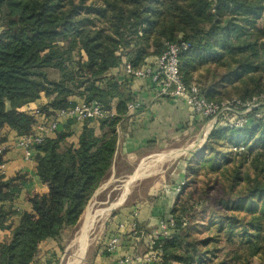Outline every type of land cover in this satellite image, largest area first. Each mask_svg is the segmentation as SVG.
I'll use <instances>...</instances> for the list:
<instances>
[{
    "label": "trees",
    "instance_id": "obj_1",
    "mask_svg": "<svg viewBox=\"0 0 264 264\" xmlns=\"http://www.w3.org/2000/svg\"><path fill=\"white\" fill-rule=\"evenodd\" d=\"M180 41L190 45L179 56L182 82L209 102L233 101L232 110L186 159L173 225L145 264H264V104L243 127L228 125L264 94V0H0V147L76 104L107 111L60 119L33 146L45 192L25 189L26 171L0 170V264H58L62 247L40 256L41 246L78 223L112 166L127 105L138 99L123 66L152 67L165 43ZM112 235L117 227L105 241Z\"/></svg>",
    "mask_w": 264,
    "mask_h": 264
},
{
    "label": "crops",
    "instance_id": "obj_2",
    "mask_svg": "<svg viewBox=\"0 0 264 264\" xmlns=\"http://www.w3.org/2000/svg\"><path fill=\"white\" fill-rule=\"evenodd\" d=\"M135 80L132 89L136 92L138 100L142 102V106L134 112H129L122 123L118 124L115 158L118 154L128 155L139 151L147 147L151 141L162 140L169 134L170 129L183 133L186 127L192 125V114L185 104L181 101L156 98L147 80ZM3 147L6 153L1 168L2 173L11 176L26 171L31 180L27 182L25 189L28 192L30 190H36L37 193L45 192L46 185L36 178L33 163L23 159L22 150L16 147V143L7 142ZM184 174L185 163L179 167L178 177L174 181L171 180L172 178L168 180L163 178L154 183L153 188L146 186L145 188L149 190L145 194L138 193V198L133 200L131 197L105 226L106 236L116 227L120 232L117 250L112 254L104 252L105 237L90 253L85 264H118L119 259L124 255L136 257L145 255L149 251L150 234L158 228L161 220L170 216L171 207L177 197L176 188L184 179ZM133 222L135 227L131 226ZM120 224L122 227H119ZM46 252L41 247L40 256Z\"/></svg>",
    "mask_w": 264,
    "mask_h": 264
},
{
    "label": "built area",
    "instance_id": "obj_3",
    "mask_svg": "<svg viewBox=\"0 0 264 264\" xmlns=\"http://www.w3.org/2000/svg\"><path fill=\"white\" fill-rule=\"evenodd\" d=\"M189 47L190 45L183 41L165 43L163 52L159 55L152 67L133 69L128 63H126L123 66V70L126 74L131 75L136 79L149 81L151 90L153 89L156 98L181 101L190 109L192 117H206V121L210 124L209 130H211L223 112L232 110L230 105L233 101H224L220 104L209 102L201 93L197 85L193 83L186 85L182 82L179 76V56L182 52L189 49ZM263 104L264 94L257 98H253L252 101L245 105L243 110L236 111V118L228 123L229 127H243L247 122L248 113L255 107ZM141 106L142 102L140 100L137 99L131 101L127 105V114L129 112H134ZM37 113L38 110L34 108L32 115H36ZM106 115L107 111L95 101L87 103L82 102L73 107L59 110L56 112V120L47 125H37L32 134L18 139L16 147L22 150L23 159L26 162H30L33 146L35 144H40L43 141L44 135L57 129L58 121L60 119L73 117L77 121H83L84 119H101ZM3 149H5V147L1 146L0 152ZM2 165H0V170ZM183 184L184 180L182 179L176 188V193L180 191ZM172 225L173 221L170 216L167 219L161 220L158 224L157 230L150 234L149 251L145 255L137 257L133 255H124L119 259L118 264H145L155 262L157 255L156 252L151 249V246L154 244V240L159 235L165 234L166 230ZM131 226L135 227V222H133ZM119 227H122V224H120ZM119 241L120 235H112L106 242L105 249L110 253L115 252L118 248Z\"/></svg>",
    "mask_w": 264,
    "mask_h": 264
},
{
    "label": "rangeland",
    "instance_id": "obj_4",
    "mask_svg": "<svg viewBox=\"0 0 264 264\" xmlns=\"http://www.w3.org/2000/svg\"><path fill=\"white\" fill-rule=\"evenodd\" d=\"M44 101L45 99H41L39 103H43ZM207 124H209L208 121H196L195 124L186 127L185 128L186 130L183 131V133H178L170 129L169 134L166 135V137L163 138L162 140L151 141L149 142L150 144L147 145V147L139 151H136L128 155L118 154L116 158L115 157L113 158L112 166L109 169L103 181L101 182L102 185L101 184L99 185V187L93 194L94 197L92 196V198L89 201L90 204L88 205H91L93 210L108 207V205H110L114 201V199L120 195V192L122 188L124 187V185L127 184L128 182L127 177L133 174L138 168H140L144 160L147 159L149 156H152V155L156 156L158 153L166 151V150H173V149H178L182 146L191 145L189 150L186 151L184 154L174 157L173 159L170 158L169 159L170 161L169 160L164 161V163L161 166V169L147 176H144L142 178L135 179L132 182V184L130 185L131 189H129L128 194L126 195V197H124L125 199H123L120 203L114 205L113 207L115 208L112 209L104 219L100 220V222L98 223L100 225L97 224L96 226V228L99 227L98 229L91 231L90 236H89L90 241L85 251L77 258L75 264H85L90 253L98 245H100L102 240H104V238L106 237L105 226H106V223L110 221L111 215L113 213H118L119 210L123 208L128 203V201H130L131 197L133 200L134 198H138L137 197L138 193H141L142 195L145 194L149 190V189H146L147 188L146 186H151L153 188L154 183H156L157 181H160L163 178L166 180L172 178L171 179L172 181L177 179L178 173H179V167L186 162V159L189 157L190 153L197 151L198 149L202 147L209 133L213 129L212 127V129L208 130L207 132H204V131L201 132V130ZM164 157H165V154L160 157V160L163 159ZM147 160H150V159L148 158ZM160 160L158 159L157 164H159ZM28 179L30 182L31 179L30 178ZM29 192H36V190H30ZM81 218H82V215L78 223L76 224V226H74L71 229H67L63 231L59 240L48 241L41 246L43 251L53 250L54 252L58 254L60 252L59 247H62L63 249L62 253H60V255L57 254L58 264L66 263L69 257V254L71 253V249H69L68 247L71 241L73 240L75 233L77 232L79 228V225H80L79 223H80ZM2 234L3 233L0 232V237L2 236ZM91 234H92V237H91ZM253 264H259V259L254 258Z\"/></svg>",
    "mask_w": 264,
    "mask_h": 264
},
{
    "label": "bare ground",
    "instance_id": "obj_5",
    "mask_svg": "<svg viewBox=\"0 0 264 264\" xmlns=\"http://www.w3.org/2000/svg\"><path fill=\"white\" fill-rule=\"evenodd\" d=\"M209 127H210L209 124H207L201 130V132H203V131L207 132L209 130ZM190 146L191 145H186V146H182L178 149L166 150V151H163L160 153L157 152L158 154L156 156H153V155L149 156L148 158L150 160H147L148 158L145 159L142 166L140 168H138L133 174H131L127 177L128 178L127 184L124 185V187L122 188V190L120 192V195L118 197H116L114 199V201L111 203V205H108V207L93 210L91 205H88L90 203H88L87 204L88 206L86 207V209L84 210V212L82 214V218H81L80 223H79L80 224L79 228H78L77 232L75 233V236H74L73 240L71 241V243L68 247L69 249H71V253L69 254V257H68L65 264H75L76 263L77 258L85 251V249H86V247L90 241L89 236H90L91 231L98 229L99 227L96 228V226L100 222V220L104 219L108 215V213L110 212L111 208L114 205L120 203L123 199H125L124 197H126V194L129 192V189H131L130 185L132 184V182L135 179L142 178L144 176H147V175L161 169V166L164 163V161L169 160L170 158L173 159L174 157H177L179 155L184 154L186 151L189 150ZM164 154H165V157L160 160V157L163 156ZM158 159L160 160L159 164H157ZM98 225H100V224H98ZM91 237H92V234H91Z\"/></svg>",
    "mask_w": 264,
    "mask_h": 264
},
{
    "label": "water",
    "instance_id": "obj_6",
    "mask_svg": "<svg viewBox=\"0 0 264 264\" xmlns=\"http://www.w3.org/2000/svg\"><path fill=\"white\" fill-rule=\"evenodd\" d=\"M205 139H206V138H205ZM127 194H128V193H127ZM127 194H126V195H127ZM110 205H111V204H110ZM114 208H115V207H114ZM114 208H111V210L114 209ZM111 210H110V211H111Z\"/></svg>",
    "mask_w": 264,
    "mask_h": 264
}]
</instances>
